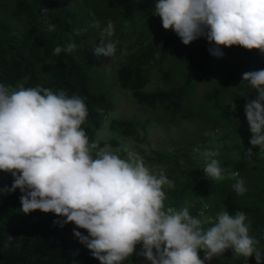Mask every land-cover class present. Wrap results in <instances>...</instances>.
I'll list each match as a JSON object with an SVG mask.
<instances>
[{
  "label": "clouds",
  "instance_id": "clouds-1",
  "mask_svg": "<svg viewBox=\"0 0 264 264\" xmlns=\"http://www.w3.org/2000/svg\"><path fill=\"white\" fill-rule=\"evenodd\" d=\"M153 11L183 45L206 38L209 53L217 59L223 58V48L233 46L264 54V0H156ZM42 21L48 32L56 30L46 15ZM91 27L99 25L94 22ZM81 31L74 30L70 42L55 47L53 55L75 52L79 45L74 37ZM114 35L115 25L109 20L94 49L97 56L115 55L119 41L112 39ZM243 84L256 94L244 104L252 133L246 155H252L254 148L264 151V69L243 73ZM230 107L236 111L235 101ZM87 116L85 100L77 95L39 84H0V172L13 178L11 187H0V196L19 190L23 214L38 210L55 214L59 219L53 223L61 228L74 224V236L100 264H124L137 245L141 251L136 254L147 264H207L228 250L244 264L250 257L264 264V250L249 234L251 221L243 211L230 215L225 210L204 220L190 215L188 207L165 210L164 189H174V182L163 172L152 173L133 150L90 143L81 127ZM195 151L211 180H224L226 173L239 176L221 167L217 150ZM233 189L240 196L247 191L240 179ZM16 240L6 235L3 249Z\"/></svg>",
  "mask_w": 264,
  "mask_h": 264
},
{
  "label": "trees",
  "instance_id": "trees-1",
  "mask_svg": "<svg viewBox=\"0 0 264 264\" xmlns=\"http://www.w3.org/2000/svg\"><path fill=\"white\" fill-rule=\"evenodd\" d=\"M155 2L156 0H0V84L13 87L23 84L26 88L39 84L53 92L63 90L69 96L84 98L88 116L81 127L90 143L94 142L102 126L103 114L115 109L117 88L130 92L139 105L152 112L163 108L170 115L168 121H173L178 116L188 118L183 111L191 78H186L178 86L174 85L176 67L172 66L162 72V81L169 85L166 90L144 91L152 81L151 70L163 67L171 48L181 41L174 31L162 27L159 17L154 18ZM42 9L49 12L45 14ZM45 15L55 25L54 32L46 30L42 21V16ZM136 15L145 17V33L129 46L126 61L115 68L113 73L109 72L105 65L108 57L97 56L94 52L100 45V30L91 25L96 22L104 28L109 20L113 24L120 22L119 34L120 38H124L125 25L132 23ZM74 30H82L81 35L74 37L79 45L78 49L73 53L53 55L55 47H65L70 42ZM209 47L210 45L196 46L187 51L176 65H185L190 70H205L211 56ZM232 49L239 55L244 54L246 60L236 73L226 77L219 87L206 96L217 104L236 76H241L242 81V74L251 69L256 58L253 50L239 46H233ZM116 53H121V49L117 48ZM239 88L229 102V110L232 102L237 103ZM151 122V119H116L112 120L110 128L141 144L140 131L145 132ZM231 132L244 142L234 149L246 153L251 147L250 129L233 127L226 132V138ZM105 145L124 148L118 139L98 143L100 147ZM194 145L192 143L189 146ZM184 148L177 151L181 153L180 156L176 154L172 159L178 161L182 158L184 155L181 151ZM252 152V155H247L249 159L240 161L229 155L216 157L221 167L229 172L239 173L236 178L226 173L225 180L213 181L205 176L204 167L184 171L186 177L179 194L191 199L194 196L191 191L198 192L203 188L212 190L216 196L214 205L217 209L226 210L230 215H234L237 210L247 215L251 221L249 234L260 242L258 247L264 250V151L254 148ZM120 155L123 157L125 153L121 151ZM160 157L157 161L161 163L165 155ZM145 160L153 162L148 157ZM12 179L10 174L0 172V184L1 180H7L1 187H11ZM236 179L243 180L247 189L242 196L237 195L233 189ZM20 196L19 190L0 196V264H100L74 236V224L61 228L53 223L59 219L55 214H45L38 210L23 214ZM76 230L87 235L85 230ZM6 235L17 240L9 248L3 249ZM17 242L21 245L19 248L15 247ZM137 261V257L133 255L124 264H136ZM231 264H244V260L239 258ZM248 264H256L255 257L248 258Z\"/></svg>",
  "mask_w": 264,
  "mask_h": 264
},
{
  "label": "rangeland",
  "instance_id": "rangeland-1",
  "mask_svg": "<svg viewBox=\"0 0 264 264\" xmlns=\"http://www.w3.org/2000/svg\"><path fill=\"white\" fill-rule=\"evenodd\" d=\"M156 17L154 16V18ZM145 23V17L141 18V16L136 15L132 23L125 25L126 32L124 38H120V22L114 24L115 35L112 39L119 41L117 48L121 49V53H115L113 57H108L105 61L109 72L113 73L115 68H118L126 61L129 54V46L142 33H145ZM102 29L99 26L100 32ZM199 45H209V43L206 38L197 39L188 46L183 45L181 41L175 43L163 67L151 70L152 81L144 89L145 92L166 90L169 85L162 81V72L172 66L176 67L174 85L178 86L186 78H191L183 111L184 114L188 115V118L184 119L178 116L175 120L168 121L170 115L163 108L152 112L146 107L139 105L132 98L130 92L117 88L115 109L112 112L103 114L102 126L97 132L94 142L98 144L102 141L109 142L112 139H118L124 147L139 153L152 173L159 174L163 172L175 184L174 189H168L165 186V210L168 207H173L176 210L188 207L190 215L207 220L208 218L214 219L221 212L214 205L217 201H215L216 196L212 190L207 188H203L198 192L191 191L190 193L194 194V198L192 197L191 199H187V195L180 196L181 185L183 184L184 177H186L183 172L205 166L204 159L199 152L195 151V148H199L200 152L206 149H214L219 152L218 157L221 155H229L236 161L250 158L247 157L246 153L234 149L236 146L243 145L244 142L241 137L235 136L233 132L227 138L225 135L233 127L249 128L245 114L240 113L244 112L246 98L254 99L256 94L255 92L250 94L251 89L248 88L247 84L241 85V76H236L235 80L229 84L227 90L220 96L219 104L214 100H208L206 96L215 90V88L219 87L226 77L236 73L242 67L246 57L244 54L239 55L232 48H223V58L217 59L211 55L203 71L190 70L185 65L180 67L176 65L187 51ZM253 53L256 58L249 71L264 69V54H261L259 50H253ZM238 88L240 90L236 103L237 109L235 112H232L228 106L231 98L235 94V90ZM116 119H138L142 121L151 119L152 122L145 132L140 131L142 143L137 144L133 139L123 137L110 128L112 120ZM192 143L196 145L189 146ZM184 146L187 148H184ZM183 148L184 150L181 152L184 156L179 158L178 161L172 159L176 154L180 156L181 153L177 151ZM162 155H165V158L160 163L157 160ZM147 157L153 162L149 163L146 161L145 158ZM6 181L1 180L0 187ZM140 251L141 246L137 245L135 253L133 254L138 259L136 264H147V261L142 256L136 254ZM200 257L203 258V252H200ZM236 259L239 258L233 256L232 251L228 250L221 258H214L208 263L231 264Z\"/></svg>",
  "mask_w": 264,
  "mask_h": 264
}]
</instances>
